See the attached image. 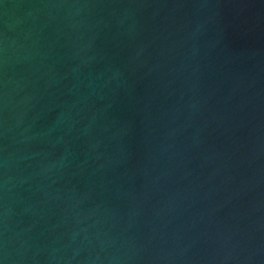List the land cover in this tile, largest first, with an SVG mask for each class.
<instances>
[{"label": "water", "instance_id": "water-1", "mask_svg": "<svg viewBox=\"0 0 264 264\" xmlns=\"http://www.w3.org/2000/svg\"><path fill=\"white\" fill-rule=\"evenodd\" d=\"M0 264H264V0H0Z\"/></svg>", "mask_w": 264, "mask_h": 264}]
</instances>
